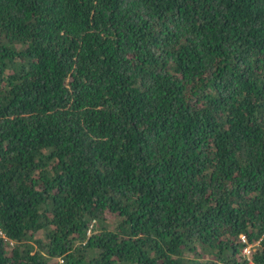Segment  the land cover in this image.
Instances as JSON below:
<instances>
[{"label": "trees", "instance_id": "1", "mask_svg": "<svg viewBox=\"0 0 264 264\" xmlns=\"http://www.w3.org/2000/svg\"><path fill=\"white\" fill-rule=\"evenodd\" d=\"M0 264H264V0H0Z\"/></svg>", "mask_w": 264, "mask_h": 264}, {"label": "rangeland", "instance_id": "2", "mask_svg": "<svg viewBox=\"0 0 264 264\" xmlns=\"http://www.w3.org/2000/svg\"><path fill=\"white\" fill-rule=\"evenodd\" d=\"M39 236H41V234H40L39 232H38V233H36L35 237H36V238H38ZM247 248H249V249H250V246H248V247L244 248L243 252H244V254H245V255H248V254L250 253V252H246V251H245ZM54 260H55V259H54Z\"/></svg>", "mask_w": 264, "mask_h": 264}, {"label": "built area", "instance_id": "3", "mask_svg": "<svg viewBox=\"0 0 264 264\" xmlns=\"http://www.w3.org/2000/svg\"><path fill=\"white\" fill-rule=\"evenodd\" d=\"M245 251H246V252H250L249 248H247Z\"/></svg>", "mask_w": 264, "mask_h": 264}]
</instances>
